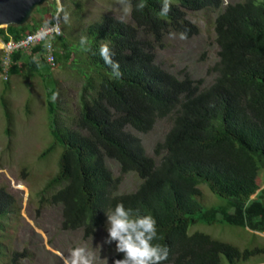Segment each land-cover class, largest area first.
<instances>
[{
  "label": "trees",
  "instance_id": "obj_1",
  "mask_svg": "<svg viewBox=\"0 0 264 264\" xmlns=\"http://www.w3.org/2000/svg\"><path fill=\"white\" fill-rule=\"evenodd\" d=\"M138 2L132 0V24L104 17L87 27L91 51L81 50L79 44L70 47L65 35L55 41L59 68L71 61L85 67L71 128L59 127V84L42 46L29 55L12 56L8 84L12 76L39 77L49 90L53 143L42 158L61 149L58 172L45 190L49 203L62 208L64 230H84L86 237L106 226V211L117 203L153 216L160 237L154 243L169 248L163 264H223V258L229 264H245L264 252L241 251L189 231L197 225L224 224L264 234V0L228 5L224 0H171V11L163 17L159 15L162 0H144L142 11L135 9ZM204 10L219 12L217 77L209 86L169 73L156 63L155 54L169 33L187 31V38L196 34L187 13ZM58 12L56 1H49L27 25L0 29V37L21 39L49 19L54 23ZM101 41L115 52L121 78H112L99 56ZM78 51L80 61L75 58ZM164 119L172 127L155 147L156 160L147 155L137 136L148 135ZM108 160L119 166L116 178ZM131 173L141 181L138 189L120 194L124 176ZM202 186L222 203L205 208L200 200ZM14 207L15 199L0 191V219ZM108 247L114 253L111 264L123 259L115 242Z\"/></svg>",
  "mask_w": 264,
  "mask_h": 264
},
{
  "label": "rangeland",
  "instance_id": "obj_2",
  "mask_svg": "<svg viewBox=\"0 0 264 264\" xmlns=\"http://www.w3.org/2000/svg\"><path fill=\"white\" fill-rule=\"evenodd\" d=\"M50 1H56L58 5L60 2L62 11L58 12V21L70 47L78 46L80 36L86 34L89 25L104 17L118 18L121 15L117 0ZM240 1L224 0L225 5ZM218 15L219 12L213 10L188 12L187 19L196 27L197 33L184 40L179 38V34L174 38L166 37L164 47L155 50L156 63L179 78L189 76L202 80L208 86L213 83L219 62L215 31ZM124 22L132 24L131 14L124 18ZM80 55V51L76 52L78 61ZM1 59L0 54V62ZM79 65L76 67L71 61L66 67L57 66L53 70L59 84L56 100L59 103L56 115L59 127H73L78 113L85 84L82 74L85 67ZM9 84L0 71V191L15 199V210L5 219H0V264H13L15 255V264H62L61 255H67L69 249L79 245L95 252L96 264H111L114 253L104 243L108 236L106 226L90 237H86L84 230H64L62 208L51 205L50 195L45 192L47 184L58 172L61 154L58 148L42 158L53 143L52 119L48 113L49 90L39 77L12 76ZM171 127L170 121L164 119L148 135L137 136L149 157L159 159L154 153L155 147L164 140ZM107 167L114 178L119 176V166L114 161L108 160ZM140 183L137 175L128 174L124 176L119 193H133ZM200 191V200L205 208L222 203L207 187H200ZM196 232L241 251L258 249L264 252V234L249 229L215 224L197 225L189 231L190 234ZM222 262L229 264L226 258ZM245 264H264V253L252 257Z\"/></svg>",
  "mask_w": 264,
  "mask_h": 264
},
{
  "label": "clouds",
  "instance_id": "obj_3",
  "mask_svg": "<svg viewBox=\"0 0 264 264\" xmlns=\"http://www.w3.org/2000/svg\"><path fill=\"white\" fill-rule=\"evenodd\" d=\"M117 6L121 15L117 18L120 22L129 16L133 11L132 0H117ZM146 7L144 0H139L135 5L137 11H142ZM171 11V0H162L159 15L167 16ZM65 21L68 17L65 14ZM52 29L45 28L39 33L41 38L47 39ZM55 34H61L59 29ZM170 37H175L176 33H169ZM181 40L187 39V31L179 33ZM79 46L83 51H91L87 36L81 35ZM51 50V42L47 44ZM95 55V53H93ZM99 56L104 64L111 69V77L119 79L123 73L120 69L119 61L114 59L115 52L108 42L99 43ZM36 61L37 57H33ZM108 233L104 243L115 242L116 251L123 253V259H117L114 264H163L169 257V248L154 241L160 239L157 233V221L151 215H142L139 210L133 212L126 209L123 203H117L114 208L106 211ZM62 264H96L95 252L87 246L79 245L69 249L67 255H61Z\"/></svg>",
  "mask_w": 264,
  "mask_h": 264
},
{
  "label": "built area",
  "instance_id": "obj_4",
  "mask_svg": "<svg viewBox=\"0 0 264 264\" xmlns=\"http://www.w3.org/2000/svg\"><path fill=\"white\" fill-rule=\"evenodd\" d=\"M48 26V28L52 29L51 34L45 38H41L39 33L45 28V26ZM59 29V32L61 34L57 35L55 34V30ZM63 30L60 27L58 17L54 20V23L50 21V19L40 28L35 30L34 32L27 33L24 37L21 39L15 40L14 38H10L8 41L5 39L0 38V49L3 51V75L5 77V80L8 78V72L10 69V66L12 64V56L14 53L22 52L24 54H31L32 51L37 48L38 46H42L43 48V57L46 60V63L51 66V69L54 70L57 68V61H56V55H55V41L57 38L62 37ZM51 42V50L48 49L47 44Z\"/></svg>",
  "mask_w": 264,
  "mask_h": 264
},
{
  "label": "water",
  "instance_id": "obj_5",
  "mask_svg": "<svg viewBox=\"0 0 264 264\" xmlns=\"http://www.w3.org/2000/svg\"><path fill=\"white\" fill-rule=\"evenodd\" d=\"M49 1L50 0H0V29L27 25L31 21L34 12ZM58 3L60 13L62 8L60 2Z\"/></svg>",
  "mask_w": 264,
  "mask_h": 264
},
{
  "label": "crops",
  "instance_id": "obj_6",
  "mask_svg": "<svg viewBox=\"0 0 264 264\" xmlns=\"http://www.w3.org/2000/svg\"><path fill=\"white\" fill-rule=\"evenodd\" d=\"M1 38V37H0ZM0 54H1V56H2V59L1 60H3V56H4V53H3V51L0 49ZM0 64H1V62H0ZM22 76V75H21Z\"/></svg>",
  "mask_w": 264,
  "mask_h": 264
}]
</instances>
